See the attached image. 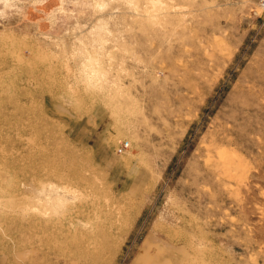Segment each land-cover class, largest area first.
Instances as JSON below:
<instances>
[{"label": "rangeland", "instance_id": "rangeland-1", "mask_svg": "<svg viewBox=\"0 0 264 264\" xmlns=\"http://www.w3.org/2000/svg\"><path fill=\"white\" fill-rule=\"evenodd\" d=\"M90 112L149 172L139 194L70 139ZM142 249L264 264L259 0H0V254L129 264Z\"/></svg>", "mask_w": 264, "mask_h": 264}, {"label": "crops", "instance_id": "crops-1", "mask_svg": "<svg viewBox=\"0 0 264 264\" xmlns=\"http://www.w3.org/2000/svg\"><path fill=\"white\" fill-rule=\"evenodd\" d=\"M256 2L257 0H248ZM67 132L70 139L79 147L93 151L101 167L107 171L116 184V188L122 192L139 194L149 177V172L141 167L134 166L126 169L120 158V152L110 147L106 120L90 113L70 119L67 122ZM122 145V144H121ZM184 258L173 251L156 253L149 249L136 252L129 264H183ZM0 264H14L6 255L0 254ZM29 264H44L33 261Z\"/></svg>", "mask_w": 264, "mask_h": 264}, {"label": "built area", "instance_id": "built-area-1", "mask_svg": "<svg viewBox=\"0 0 264 264\" xmlns=\"http://www.w3.org/2000/svg\"><path fill=\"white\" fill-rule=\"evenodd\" d=\"M259 5L264 11V0H259ZM128 148V144H122L119 147H117L118 152L124 153V151Z\"/></svg>", "mask_w": 264, "mask_h": 264}, {"label": "bare ground", "instance_id": "bare-ground-1", "mask_svg": "<svg viewBox=\"0 0 264 264\" xmlns=\"http://www.w3.org/2000/svg\"><path fill=\"white\" fill-rule=\"evenodd\" d=\"M51 191H52L51 198H52L53 196H55V194H61V193H62L61 190H60L59 188H57V187L52 188Z\"/></svg>", "mask_w": 264, "mask_h": 264}]
</instances>
